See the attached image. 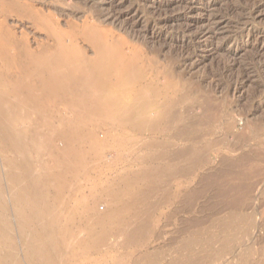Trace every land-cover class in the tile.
<instances>
[{"label":"rangeland","instance_id":"1","mask_svg":"<svg viewBox=\"0 0 264 264\" xmlns=\"http://www.w3.org/2000/svg\"><path fill=\"white\" fill-rule=\"evenodd\" d=\"M175 1L0 0L1 178L11 200L12 181L36 174V205L49 207L45 221L62 235L56 264H264V7L251 29L229 15L215 36L190 41L180 33L190 21L201 30L244 2ZM187 6L193 11L179 19ZM116 7L137 31L160 22L161 38L127 34L106 17ZM241 34L249 41L233 38ZM101 44L120 53L105 75L141 68L138 80L122 83L130 89L123 101L155 86L144 110L151 123L124 112L102 119L91 98L60 94L48 79L61 49L66 60H84L83 73ZM185 54L191 60L180 66ZM6 163L24 177H10ZM138 220L146 223L141 236L131 230Z\"/></svg>","mask_w":264,"mask_h":264},{"label":"bare ground","instance_id":"2","mask_svg":"<svg viewBox=\"0 0 264 264\" xmlns=\"http://www.w3.org/2000/svg\"><path fill=\"white\" fill-rule=\"evenodd\" d=\"M251 1L243 0L241 1L244 2L243 5L240 4L229 5L226 8V11L224 10L225 12L223 13V15H217V16L215 15L214 17H212V19H209V21L211 22H209V24H207V26L202 28L201 30L191 31V29H193V25L196 23H193L194 21L193 22L190 21V25L187 26L186 24L185 27H183L182 29L180 28L181 29L180 33L183 37L187 38L190 41H194L197 39L200 40L202 37L208 38L211 36H215L218 33V31L221 29L222 23L228 21L227 19L226 21L222 22L223 17H230L232 15L237 17L234 23H238L239 25L243 24L242 26L244 29L246 28L251 29L249 28V25H251L249 19L251 18L253 19V17H255V15H257V13H259L263 9L264 0H258V1L254 0V2ZM175 2L177 3L179 1L176 0ZM214 5L216 4L213 1L211 3H207L205 7L211 9L213 8ZM186 9L183 12L184 14L181 13L180 15H178L179 19L185 17V14L188 15V13H191V11H193L194 8L192 7L190 8L187 6ZM128 14L129 13L126 10L122 8L118 9L116 7L110 9V11L106 13V17L111 19L112 20L111 22L113 21L118 22L121 25L122 29L123 30L125 29L127 34L130 35L134 34L138 37L146 38L150 35V33H152V36L155 37V40L156 38L161 36V32H158L159 30L158 31L155 30V28L158 26L157 24L160 25V22H157L155 24L149 23L148 25H146L147 27L145 28L147 29L145 30V32L137 31L136 29L137 23L135 19H133L134 21L133 20L131 21V19H127ZM165 20L163 19V21ZM230 20L228 22H230ZM246 35H248L249 37L251 35L250 31ZM233 38H236V40L242 39L243 41H249V38L245 40L243 34L235 35ZM222 48H224V46H222ZM65 50L67 49H61L60 54L55 59V61H51L47 63V66L50 68L48 79L54 83L53 86L55 87L58 93L70 94L75 99H78L82 96H88L89 98H91L89 101L92 104L91 111L102 119L104 118L109 121H112L118 118L119 113L124 112L128 115V117H131L133 119L135 117L136 119L146 124H149L153 121L147 119L149 116L145 114L144 110L146 106L149 104V102L155 99V96L158 95L155 86L148 84L142 85L139 87L134 98L130 97L125 101H123L122 98L127 96L130 92L129 88L122 90L123 88L121 87L123 86L122 83L127 82L134 78L135 80H138L139 76L142 73L140 66L132 64L129 71L123 74L115 73L114 75H110V76L104 74L107 68L114 65L113 62L114 57L117 54H120L118 48L104 44L99 45L96 55L97 60H95V64L93 65L92 70L83 73H81V70L83 71L84 68L83 66L84 64H86L84 60L79 58L66 60L69 54L68 52H65ZM213 50L218 51V47L213 48ZM183 53L182 56L184 55ZM192 54L189 56V58L188 55L186 56L185 54L186 58L183 59L181 58L180 61L178 60L179 65L181 66L182 63L186 64L188 61H190ZM58 59L60 60L57 61ZM230 66L231 65H229V67ZM229 67L227 65L226 68L228 69ZM261 67H264V62L261 64ZM78 71L80 73H78ZM115 72H118V70H116ZM244 73H242V76L244 74L242 80L240 79L241 76L239 78L241 82L237 83L234 86L233 88L234 91H239L241 87H243V84L245 83L244 82L245 79H247L250 75L249 71H244ZM116 80H122V81L120 82V84H118L115 83ZM168 113L169 112H167V115ZM165 114L166 112L164 111L162 113V117L165 116ZM159 119L160 118L155 120L156 123L158 122ZM8 166H9L8 175L10 177L22 176L14 165H8ZM29 174H30L29 178H26L23 175L22 177L24 178H21L19 180L17 179L16 182L14 180L12 181V183L10 184L11 187L9 185V188H12L11 190L13 193L11 195L12 197L10 198L11 200H8L5 196L7 195L6 191L8 189L6 190L5 189L6 186L4 187L5 184H3L2 182V178H1L2 174L0 170V260L3 264L4 263L25 264L24 263L25 262L24 257H25L27 261H30L33 264H56V262H58L56 258H58V256L61 255L63 251L62 235L59 234V232L57 231L56 223H54L53 220H51L52 218L50 219L49 217L51 221H45V219L48 220L45 217L46 215L45 213L46 210L49 209V207L47 209L45 208L46 210L41 209L39 205L38 206L40 208L37 207L36 201L39 198L38 194H40L41 192L39 189V184L37 182L36 174L34 173H29ZM25 178L28 180H25ZM24 189H26L27 191H24ZM10 201H12L13 204L15 205H12L11 204L12 202ZM12 212L15 213V215L17 216L18 220L16 221V223H14L15 221L14 222L9 221V218H7L8 219L7 220L5 217L7 216L6 215L7 213H12ZM101 214L103 213L101 212ZM139 214L141 215V213ZM105 215L107 214L105 213ZM100 219L102 218L100 217ZM38 220L40 221L42 220V221L38 222ZM232 220L235 223H238L240 221H246V226H248L252 221L251 218L249 217L246 218L239 216H237V218H234ZM132 224H134L133 226L131 225V230L133 234L136 236H141L143 234V231L145 230L146 223L138 220ZM75 236L81 237L82 234L78 233L75 234ZM189 244L191 243L189 242ZM189 259H190L189 257H186L179 260L166 261L165 264H178V263L185 264L189 261ZM149 260H151V258ZM154 260H157V258ZM147 263L143 260H140L135 264H147Z\"/></svg>","mask_w":264,"mask_h":264}]
</instances>
